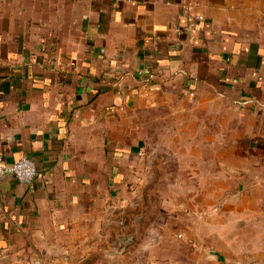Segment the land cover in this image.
Listing matches in <instances>:
<instances>
[{
	"label": "crops",
	"instance_id": "1",
	"mask_svg": "<svg viewBox=\"0 0 264 264\" xmlns=\"http://www.w3.org/2000/svg\"><path fill=\"white\" fill-rule=\"evenodd\" d=\"M169 108L208 111L264 159V0H0V153L37 167L28 184L0 177V254L29 264L86 237Z\"/></svg>",
	"mask_w": 264,
	"mask_h": 264
},
{
	"label": "rangeland",
	"instance_id": "2",
	"mask_svg": "<svg viewBox=\"0 0 264 264\" xmlns=\"http://www.w3.org/2000/svg\"><path fill=\"white\" fill-rule=\"evenodd\" d=\"M199 115V114H198ZM208 111L153 112L144 164L104 220L29 264H264V159L224 141ZM230 146V147H228ZM10 264V263H9Z\"/></svg>",
	"mask_w": 264,
	"mask_h": 264
},
{
	"label": "built area",
	"instance_id": "3",
	"mask_svg": "<svg viewBox=\"0 0 264 264\" xmlns=\"http://www.w3.org/2000/svg\"><path fill=\"white\" fill-rule=\"evenodd\" d=\"M139 73L143 74V71ZM6 173L12 174L17 181L28 184L32 182L37 175V167L35 162L26 155H23L15 162L9 164L0 153V177ZM0 264H9L8 257L5 253L0 254Z\"/></svg>",
	"mask_w": 264,
	"mask_h": 264
}]
</instances>
